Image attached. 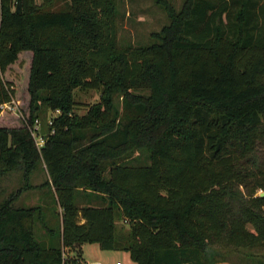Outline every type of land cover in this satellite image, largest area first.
Returning a JSON list of instances; mask_svg holds the SVG:
<instances>
[{
	"label": "trees",
	"instance_id": "16d2710c",
	"mask_svg": "<svg viewBox=\"0 0 264 264\" xmlns=\"http://www.w3.org/2000/svg\"><path fill=\"white\" fill-rule=\"evenodd\" d=\"M13 1L0 0V106H21L23 91L26 110L9 127L0 109V178L21 170L26 181L43 162L61 213L55 238L44 225L45 246L40 206L14 208L20 192L1 204L0 264H82L70 252L84 244L135 264L264 248V166L252 163L264 143V0H184L179 11L158 0L168 24L125 49L115 0L57 12L21 0V14ZM21 59L23 90L8 78ZM76 90L100 94L82 117ZM41 108L59 115L37 148L25 122ZM79 191L101 204L79 207Z\"/></svg>",
	"mask_w": 264,
	"mask_h": 264
},
{
	"label": "rangeland",
	"instance_id": "374dc122",
	"mask_svg": "<svg viewBox=\"0 0 264 264\" xmlns=\"http://www.w3.org/2000/svg\"><path fill=\"white\" fill-rule=\"evenodd\" d=\"M157 1L115 0L118 11L116 18V41L119 48L125 49L128 47L134 48L148 45L152 43L151 34L159 32L163 26L168 24V17ZM166 1L176 11L180 10L184 2V0ZM16 3L17 0H14L12 10H15ZM31 3L39 11L45 12L62 11L70 5L69 0H52L50 3H46L45 0H31ZM25 62V59H21L8 72V78L16 80L18 89L20 90H23L21 84L25 76ZM18 99L21 102V106H18L13 100L11 103L6 104L7 107L3 109L5 113L2 119L6 126L18 125L16 122L18 120L24 121L26 103L23 91H20V97ZM75 102L80 105L75 108L74 113L82 117L87 114L89 107L100 102V94L93 90H76ZM58 115V111H47L45 108H41L38 117L32 125L25 122L37 148H40V145L43 143V137L49 133L52 119L58 117ZM49 134H52V132ZM256 152V156L252 158V163L254 162L256 165L261 164L264 166V143L258 146ZM133 163L145 164L148 161H146L144 156H141L139 160ZM52 190L50 179L43 162L37 165L26 181H24L21 170L9 172L0 178V205L20 192L11 204L14 208L27 209L40 206L43 209L44 221L43 223H36L35 235L38 241L45 246L49 244V237L44 225L49 230H52V238H55L58 231L56 213H61L60 208L53 204ZM263 192L262 190L257 191L256 196ZM87 194V192L82 191L77 193L75 202L79 207L88 203L94 205L101 204L99 201L88 197ZM115 226L117 231H127L129 228L128 223L120 217L116 218ZM247 229L251 230L252 228L248 225ZM70 253L77 257L82 264H135L131 261L127 252L118 250L102 251L97 244H84L82 249ZM213 262L214 264H264V248L220 249L215 253Z\"/></svg>",
	"mask_w": 264,
	"mask_h": 264
},
{
	"label": "water",
	"instance_id": "95a60500",
	"mask_svg": "<svg viewBox=\"0 0 264 264\" xmlns=\"http://www.w3.org/2000/svg\"><path fill=\"white\" fill-rule=\"evenodd\" d=\"M15 13L21 14V0H17ZM259 197H264V192L259 194Z\"/></svg>",
	"mask_w": 264,
	"mask_h": 264
},
{
	"label": "built area",
	"instance_id": "2783aa9c",
	"mask_svg": "<svg viewBox=\"0 0 264 264\" xmlns=\"http://www.w3.org/2000/svg\"><path fill=\"white\" fill-rule=\"evenodd\" d=\"M4 107H7V105L4 104V105L0 106V109H4ZM41 145H42V144H41ZM41 145H40V146H41ZM116 264H119V263H116Z\"/></svg>",
	"mask_w": 264,
	"mask_h": 264
},
{
	"label": "crops",
	"instance_id": "0c3cea01",
	"mask_svg": "<svg viewBox=\"0 0 264 264\" xmlns=\"http://www.w3.org/2000/svg\"><path fill=\"white\" fill-rule=\"evenodd\" d=\"M81 249H82V247H81Z\"/></svg>",
	"mask_w": 264,
	"mask_h": 264
}]
</instances>
